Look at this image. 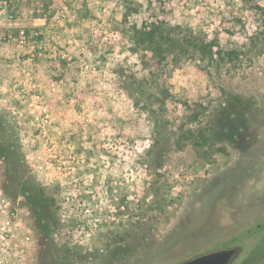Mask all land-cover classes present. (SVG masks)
<instances>
[{
  "label": "rangeland",
  "instance_id": "obj_1",
  "mask_svg": "<svg viewBox=\"0 0 264 264\" xmlns=\"http://www.w3.org/2000/svg\"><path fill=\"white\" fill-rule=\"evenodd\" d=\"M259 7L264 0H0V118L28 183L15 197L0 161V264H167L178 241L225 237L264 216ZM151 21L241 52L240 61L177 55L149 71L132 28ZM33 92L51 120L46 137L32 125ZM197 131L211 146L183 139ZM38 186L53 207L29 202Z\"/></svg>",
  "mask_w": 264,
  "mask_h": 264
},
{
  "label": "trees",
  "instance_id": "obj_2",
  "mask_svg": "<svg viewBox=\"0 0 264 264\" xmlns=\"http://www.w3.org/2000/svg\"><path fill=\"white\" fill-rule=\"evenodd\" d=\"M259 10L264 14V8L259 7ZM264 16V15H263ZM133 43L141 50V63L145 69L149 71H158L167 60L172 57V61L176 63L177 55H195L202 61L207 60L210 65H220L221 63H228L233 66L240 61V53L238 51H229L223 53L220 50L214 51L213 42H205L203 39L185 32L178 26L168 27L161 21H151L145 23L140 27L132 28ZM176 49L178 51H176ZM154 77V75H151ZM3 119L0 118V161L5 164L6 170L3 172L5 182H10L13 195L15 197L25 194L28 188V183L22 180L18 175L15 167L16 154L12 151L10 141H7L4 135ZM190 138L194 147H202L206 144L210 145L209 139L202 131L187 133L183 139ZM35 197H28L29 202L34 207L36 202L48 204L53 207L55 205V197L52 193L47 194L45 188H33ZM36 197L38 199H36Z\"/></svg>",
  "mask_w": 264,
  "mask_h": 264
},
{
  "label": "water",
  "instance_id": "obj_3",
  "mask_svg": "<svg viewBox=\"0 0 264 264\" xmlns=\"http://www.w3.org/2000/svg\"><path fill=\"white\" fill-rule=\"evenodd\" d=\"M257 225H262L263 228L257 230ZM202 229H199L200 233L205 231ZM248 230L249 239L246 237ZM261 237H264V216L247 228L225 237L210 236L207 240L192 241V245L185 240L178 241V247L181 250L172 245L171 248L177 251L170 256L171 261L167 264H236L238 261L240 264H244L247 260L244 258L248 254V250L250 251V249L259 245L258 240ZM262 245H264V242ZM255 250L259 252L257 254L258 258H249V264L264 260V257H260V253H262L260 246Z\"/></svg>",
  "mask_w": 264,
  "mask_h": 264
},
{
  "label": "built area",
  "instance_id": "obj_4",
  "mask_svg": "<svg viewBox=\"0 0 264 264\" xmlns=\"http://www.w3.org/2000/svg\"><path fill=\"white\" fill-rule=\"evenodd\" d=\"M1 6H3V11H6L5 2H2ZM30 106L34 108V110H36V116L34 117V121H32V125L34 126L35 131L38 132L39 136L46 137L47 136L46 127L50 126L51 120L48 116L46 108L43 107L42 99L37 92H33L32 97H31ZM47 141H48V138H47ZM5 207H6V201L4 197L2 196V192L0 191V213L4 212ZM28 239L29 238H26V240Z\"/></svg>",
  "mask_w": 264,
  "mask_h": 264
},
{
  "label": "flooded vegetation",
  "instance_id": "obj_5",
  "mask_svg": "<svg viewBox=\"0 0 264 264\" xmlns=\"http://www.w3.org/2000/svg\"><path fill=\"white\" fill-rule=\"evenodd\" d=\"M258 227V228H257ZM263 227H262V225H257L256 226V229L257 230H261ZM248 239H249V230H248V234H247V236H246ZM263 238L264 237H261L259 240H258V244L259 245H257L255 248H259V246H260V250H261V252L263 251V249H264V245H262L263 244V242H264V240H263ZM255 248H253V249H250V251L248 250V254L246 255V257L244 258V259H247L246 260V262L244 263V264H249V258H255L256 257V259L258 258V250H255ZM254 251H256L255 253H254ZM255 259V260H256ZM234 264V263H233ZM236 264H240V262L238 261ZM252 264H257V262L256 263H252ZM261 264H264V263H261Z\"/></svg>",
  "mask_w": 264,
  "mask_h": 264
}]
</instances>
